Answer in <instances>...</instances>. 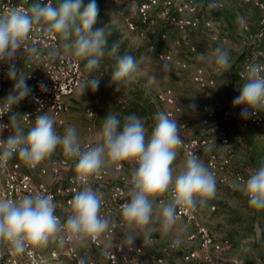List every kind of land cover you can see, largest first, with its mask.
I'll return each mask as SVG.
<instances>
[{"label":"clouds","instance_id":"obj_1","mask_svg":"<svg viewBox=\"0 0 264 264\" xmlns=\"http://www.w3.org/2000/svg\"><path fill=\"white\" fill-rule=\"evenodd\" d=\"M97 17L96 0H90L87 5L83 0H59L55 5L51 0L46 3L23 0L22 4L0 14V62L8 65L7 77L15 82L9 94L0 100V118L11 113L8 124L0 123V133L5 129L10 133L6 139H0V166L17 156L35 169L60 147L66 157L77 159L75 179L81 185V190L76 191L71 200L72 213L64 222L55 214L56 204L51 194H29L17 201L0 199V242L9 244L18 254L30 247H46L57 241L84 245L105 233L112 223L111 214L101 215L102 193L91 185L92 179L99 177L105 167H112L119 173L123 171L124 162L134 165L129 199L120 207L121 220L129 229V244L137 238L136 230L151 238L154 207L159 209L160 230L168 233L176 224L178 209L192 211L215 197V175L196 154H188L184 168L174 175L172 165L183 143L182 125L167 113L156 114L149 133L144 120L137 114L126 115L122 123L116 114L109 112L95 146L90 144L82 149L74 126L69 125L62 135L58 134L54 118L38 110L34 124L25 129L20 120L25 115L12 111L31 94L27 85L29 73L17 69L16 59L19 50L23 53L37 51L29 46L34 32L55 34L70 41L65 48L73 49L75 56L85 59L89 70L98 69L106 55L112 57L116 60L112 81L128 83L131 80L137 71V60L120 53L119 41L109 43L111 33L106 32L104 26L93 27ZM200 58L204 59L203 54ZM209 63H214L224 73L231 68L228 52L220 47L213 51ZM99 82L100 76L86 81L80 88V95H84L85 89L97 90ZM241 105L244 106L239 113L242 119L264 111V66L249 65L248 80L233 100L234 107ZM234 187L244 193L250 208L264 209V165L246 180L237 178ZM168 193L171 195L169 203L159 199ZM179 243L177 239L173 246Z\"/></svg>","mask_w":264,"mask_h":264},{"label":"built area","instance_id":"obj_2","mask_svg":"<svg viewBox=\"0 0 264 264\" xmlns=\"http://www.w3.org/2000/svg\"><path fill=\"white\" fill-rule=\"evenodd\" d=\"M114 1L124 3L126 0ZM242 1H252L260 9L264 8L262 0ZM32 2L33 0H29V3ZM43 2L46 3L47 0H43ZM52 2L53 0H51ZM22 3L23 0H0V14ZM136 3L135 16L126 15L123 19L130 30L138 29L139 25L148 29L158 22H166L169 27L177 32L175 43L186 45L189 51H195V47L189 39L192 29L203 27L210 40L225 39L219 37L217 27L199 10L196 0H137ZM212 5L221 7L222 2L214 1ZM24 6L28 7L27 4H24ZM263 20L264 18L261 21ZM259 35L260 33L256 34V37H259ZM162 37L164 36L162 35ZM60 44L59 37L55 34L45 35L34 32L30 36L29 46L35 47L37 51L35 53L27 51L23 53L22 50H19L17 53V69H21L24 74L29 73L30 77L27 79V85L31 88V94L19 103L21 110L18 113L25 115L20 117L21 124L25 129L34 124V118L38 114V110L40 112L46 111L54 118L55 126L61 127L67 111V96L73 94L85 80V73L79 59L74 54L63 51ZM262 53H264V50H254L245 59L239 76L246 77V82L248 80L249 65L259 64L264 66V62L257 59ZM164 57L169 58L168 55ZM182 66L184 67L185 64L182 63ZM7 68L6 63L0 62V100L6 97L5 93L7 90L10 92L15 83L8 79ZM195 81L200 90L213 84V79L206 78L201 69H197ZM238 96L237 93H233L231 101L233 102L234 98ZM156 101L162 105V112L177 119L178 123L182 125L180 135L183 143L179 149L186 156L194 153L199 157L198 148L212 143V137L199 136L195 133L188 134L185 131L187 123L179 120L182 108L176 102L170 88L158 91ZM243 107V105L232 107V105H225L219 101L214 103L201 101L198 104L199 123L200 125L207 124L216 110H222L223 115L228 118L239 120L244 127L259 125L264 122V111L251 118L242 119L239 113ZM12 111L14 112V109ZM88 112H91L93 116ZM86 114L92 119L95 115L94 107H88ZM10 115L11 113L5 114L0 118V123L8 124ZM228 129L229 126H226V128H220L217 131L221 144L227 142L225 132ZM9 134V130L5 129L0 133V139H6ZM90 144L95 146L90 139L81 141L82 149H86ZM231 158V153H210L206 160V166L214 173L215 179L220 184L234 188L237 178L246 180L248 177L240 171L232 169ZM76 163L77 159L66 157L61 148L55 157L42 162L35 169L28 167L19 157L13 156L6 165L0 166V199L17 201L29 194H51L56 204L55 214L64 222L72 213L71 200L75 192L81 190V185L75 179ZM127 164L129 163L124 162V167ZM131 166L134 167V165ZM46 178L49 179L46 180ZM130 180L131 174H125L123 168V171L118 173L117 180L110 181L107 167L99 177L92 179L93 189L98 187L96 191L102 193L101 215L110 213L112 223L110 228L101 234L97 240L88 241L91 247H103L104 241L112 238L118 229L126 228L120 217V207L129 199L126 184L131 186ZM103 184H107L105 189H101ZM166 197L171 201L170 193ZM211 208H214V206L212 205ZM177 217L192 225L191 231L186 234L185 238L188 242L196 243L195 248L181 252V264H215V259L226 260L230 264H249L242 257L230 253L232 244L227 238H217L211 234L208 227L200 221L196 208L192 211L178 209ZM55 243L56 245L48 252L47 258L51 260H58L60 257L65 256L72 261V264H81V261H83V264H146L140 258L143 253L140 246L125 244L119 240L114 241L112 246L102 249L101 260L84 258L83 255L78 253L75 242L65 241L61 244L57 241ZM164 249L175 250L176 246L169 243ZM24 254L26 262L22 264H40L44 261V258L36 252L35 248L30 247ZM150 264L167 263L162 255H156L150 257ZM259 264H264V255Z\"/></svg>","mask_w":264,"mask_h":264},{"label":"rangeland","instance_id":"obj_3","mask_svg":"<svg viewBox=\"0 0 264 264\" xmlns=\"http://www.w3.org/2000/svg\"><path fill=\"white\" fill-rule=\"evenodd\" d=\"M220 1L224 5V8L221 10V15L225 18L222 20H216L218 17L214 16V20L219 25L218 30L220 27L223 29V33H221V35L226 36L224 40H221L220 38L215 40L205 39L198 33H191L189 36L190 42L198 47V51L194 55H189L186 53L184 46H180V44L177 45L175 41H171V38L169 37H162V39L152 42L153 47H149V49L152 48V51L147 52L146 55L137 62L138 67L135 77L140 79L148 93L154 95L164 88L178 87L179 91L183 92L181 94L176 93L180 102L183 99L189 100L191 98L190 101H192V105L196 110L195 113H192L188 109L184 110V120L187 122V128L185 131L188 134L196 133L199 129V115H197L199 113L197 110L198 104L201 101H207L209 103L219 101L222 104H229V92H231L230 87L233 84L234 89L231 92V96L232 93H237L240 95V89L242 85L239 83L240 81L235 76H233L231 68L228 70V72L224 73L223 69H218L217 65L214 63H209V59L211 58L213 51L217 47H220L228 52L232 66L236 57L241 54L248 38L243 35L240 25L237 24L234 19L229 17L228 14L226 15V12L233 10L237 17L240 16L243 20L247 21V23L248 21L253 23L252 15L254 14V10L251 7L245 6L240 0ZM136 2L137 0H130V3L124 5L126 2L118 3L114 0H104V5L110 22L115 24L116 27L123 33V35L130 40L131 43L137 46H147L149 45L148 43H150L148 34L150 33L152 27L146 29V27L140 28L139 25L138 29L130 30L127 28L123 20L126 15H132V17L135 16L134 11L137 4ZM212 11L208 9V13H213L215 10L213 12ZM213 14L211 15L213 16ZM60 47L67 53H74L73 49H66L65 44L62 42ZM201 54H203L204 59L200 58ZM167 55L169 58L164 57ZM182 63L185 64L184 67L182 66ZM197 69L203 70V75L206 78L213 79V84L205 87L206 93L204 89H199L195 81ZM245 78L246 77H240L239 79L245 80ZM84 83L85 80L73 94L67 96V111L64 115V123L59 128L56 127L55 124L54 127L56 128L58 134L62 135L65 128H67L69 125L74 126L80 137V142L90 139L94 142V144H96L98 141L101 125H97L93 119L88 117L86 114V109L92 106V103L85 94L82 96L80 95V88ZM13 109L14 112L19 113L21 110L20 104L14 106ZM233 136L235 139H237L235 143L237 144L239 142L243 146L240 147V145L237 144V146L234 147L233 159L234 163L238 167L247 165L253 172L261 165H264V135L261 133L260 129L248 126L245 129L236 131L234 130ZM59 150L60 147H57L56 151L51 157H55L59 153ZM177 152V158L172 165L174 175L184 168L185 161L187 159V156L179 148L177 149ZM199 159L206 165L205 157L203 155ZM47 160L48 159H46L44 162ZM107 168L112 177L109 178V180H117L118 173L115 171L114 172L116 174L113 172L111 173V169H113L112 167ZM132 168L133 167L129 164L125 165L124 173L128 175L131 174ZM48 179L49 178H46V180ZM126 186L127 190L129 191L131 186L129 184H126ZM106 187L107 184L101 185V189H105ZM166 196L167 194L160 197L159 199H163L165 203H169V201L166 200ZM224 199L225 188L216 180L215 197L209 200L206 205H198L196 207L200 221L206 225L211 234L217 238L223 235V230L225 229L222 226V216L220 214H216L219 201ZM212 205L214 208H211ZM158 216L159 209L154 207L151 238H146L143 234L145 241L148 243L147 245L150 247L152 246L153 249L147 250V247L143 248V246L138 245L142 248V252L144 253H142L143 256L141 255L140 258L146 264H150L151 256L162 255L165 257L167 264H181V252L196 247L195 242H188L185 238L186 234L191 231L192 225L177 217V221L173 229L168 233H164L160 230V221ZM177 239L180 241V243L178 246H176L175 250L164 249L169 243H173V241ZM116 240L122 241L125 244H129L120 238L115 239L112 237L108 240H105L103 247L101 248L91 247L88 242L84 245H76V248L78 253L83 255L84 258L101 260L102 249L112 246ZM249 240H253L251 237H249V235L241 237V242H234L235 246L234 248L231 247L230 253L238 255L239 257L241 256L243 259H245V257L241 254L244 251L250 258V261L253 264H257L259 254L263 251V249L257 245L248 243ZM55 245V242H50L46 247L35 248L36 252L44 258V261L40 264H72V261L65 256L60 257L58 260H51L47 258L49 250ZM132 245L137 244L132 243ZM25 260L26 258L24 253L18 254L9 244L0 242V264H22L26 262ZM225 261L226 260L222 261L221 264H227Z\"/></svg>","mask_w":264,"mask_h":264},{"label":"trees","instance_id":"obj_4","mask_svg":"<svg viewBox=\"0 0 264 264\" xmlns=\"http://www.w3.org/2000/svg\"><path fill=\"white\" fill-rule=\"evenodd\" d=\"M214 1L220 0H196L197 6L199 10L204 14V16L210 19L214 26L217 27L218 30V23L215 22V17H218L216 20H222L225 17H222L221 10L224 8L223 3L221 7H214L212 3ZM235 1V0H234ZM245 6L251 7L254 10L253 16V23L243 20L240 16L237 17L233 10H229L226 12L229 17L234 19L237 24L240 25L241 30L243 31V35L248 38L245 47L243 48L241 54H239L235 62L231 66V72L233 76H235L243 85L245 83L244 79H239V74L243 68L245 59L249 56V54L254 50H264V8L260 9L256 5L252 3V1L244 2L240 0ZM59 0H53L52 4H57ZM90 0H83L84 5H87ZM126 4L130 3V0L125 1ZM264 4V0H262ZM96 4L98 6V17L94 28L105 27L106 32H110V39L109 43L112 41H119L120 44V53L124 54L127 53L131 55L133 58L137 60V62L149 52V47H153L152 42L155 40L162 39V35L164 37L171 38V41H175L177 38V32L169 27L166 22H159L155 24L148 34L149 38V45L147 46H137L130 42V40L123 35V33L116 27L115 24L111 23L108 17V14L105 10L104 0H96ZM210 4L212 5L210 7ZM209 10H215L213 13H208ZM213 14V16L211 15ZM251 16V17H252ZM244 27V28H243ZM141 28V27H140ZM220 31V32H219ZM191 33H198L205 39H210L203 29V27H199L196 29H192ZM219 37H226L225 35H221L223 33V29L220 27L218 30ZM225 33V32H224ZM260 33L259 37H256V34ZM59 37V36H58ZM60 43L63 44L70 43V41H65L59 37ZM193 44V43H192ZM180 46H184L186 49V53L189 55H194L197 53L198 47L194 45L195 51H189L187 46L184 44H180ZM64 51V50H63ZM74 51V50H73ZM66 52V51H65ZM74 54V53H73ZM77 57V56H76ZM79 59L80 65L85 73V82L89 81L93 77L100 76L99 87L95 91H91L85 89L86 97L91 101L92 106L95 109V115L92 118L93 121L97 125H102L103 120L109 115L110 113H114L118 116V118L123 123L124 117L130 113H135L139 117H141L144 122L145 126L148 129L149 133L152 130V127L155 124V116L157 113L162 112V105L156 101V93L151 95L148 91L144 88L143 83L140 81L139 78L135 77L136 72L134 73L133 77L128 83H123L120 81H112V74L115 71L116 60L112 57L105 56L101 61L100 67L96 70H89L86 67V60ZM258 60L264 62V53L259 55ZM234 84L231 85L230 90L231 92L234 89ZM170 88V87H168ZM118 89V90H117ZM173 92V96L176 102L181 106L182 113L179 116V120H184V110L188 109L192 113H195V108L192 105V101L183 99L181 102L177 98L176 93H183L179 91L178 87L170 88ZM206 88H204L205 91ZM236 89V88H235ZM184 90V89H183ZM231 92H229V104L233 107V102ZM7 92L5 93V96ZM187 93V92H185ZM206 93V91H205ZM233 94V93H232ZM207 102V101H206ZM209 103V102H207ZM226 105V104H225ZM21 106V105H20ZM198 111V110H197ZM199 113V111H198ZM199 115V114H197ZM186 122V121H185ZM187 123V122H186ZM198 125L199 129L195 133L199 136H211L212 143L205 147L198 148L199 158L203 155L205 157V163L210 153H231V166L233 170L240 171L246 177H248L252 170L249 166L244 165L238 167L234 163V147L237 144L240 147H243L241 143H235L237 139L233 136L234 130H241L245 129L246 127L242 126L239 120L231 119L223 115L222 110H216L215 114L209 122L205 125H200L199 123V116H198ZM264 122L259 125L250 126L252 128H258L261 130V133L264 135ZM229 126V129L225 132V137L227 138V142L225 144L220 143V138L217 135V131L220 128H226ZM235 164V165H234ZM222 185V184H221ZM225 188V199L219 201L217 206L216 214H220L222 217V226L225 228L223 231V235L219 238H227L234 248L236 241H240V238L246 235H249L253 240H249L248 243H252L257 245L263 251L259 254L258 262L260 263L262 256L264 255V209H253L250 208L248 205V199L244 195V193L234 188H229L222 185ZM127 189V186H126ZM128 191V190H127ZM129 197V196H128ZM254 232V233H253ZM253 233V234H252ZM241 242V241H240ZM245 257V261L248 263H252L248 255L243 251L241 253ZM164 257V256H163ZM241 257V256H240ZM165 258V257H164ZM243 258V257H242ZM224 260L215 259V264H221ZM225 263L230 264L228 261ZM209 264V263H204Z\"/></svg>","mask_w":264,"mask_h":264},{"label":"crops","instance_id":"obj_5","mask_svg":"<svg viewBox=\"0 0 264 264\" xmlns=\"http://www.w3.org/2000/svg\"><path fill=\"white\" fill-rule=\"evenodd\" d=\"M9 94V92L6 94V96ZM111 169V168H110ZM114 173V174H116L115 172H114V170L113 169H111V173ZM109 178H112L111 177V175H110V173H109ZM104 191H106V190H104ZM128 192V191H127ZM166 200L167 201H169L170 202V200L166 197ZM129 231V229H127V228H121V229H118L115 233H114V235H113V238H115V239H117V238H120V239H122L123 241H126V242H128L127 241V232ZM134 234L135 235H137V238L134 240V242L133 243H135V244H137V245H141V246H143V248H145V247H147V250H151V249H153V247L151 246H148L147 244V242L145 241V238H144V236H143V233L142 232H140L139 230H136L135 232H134ZM149 244H151V243H149ZM144 250V249H143ZM145 251V250H144ZM144 254V253H143ZM143 256V255H142ZM250 264V263H249ZM251 264H253V263H251Z\"/></svg>","mask_w":264,"mask_h":264}]
</instances>
